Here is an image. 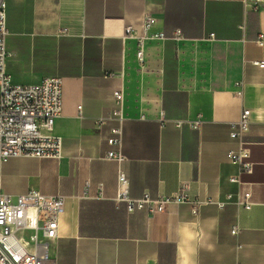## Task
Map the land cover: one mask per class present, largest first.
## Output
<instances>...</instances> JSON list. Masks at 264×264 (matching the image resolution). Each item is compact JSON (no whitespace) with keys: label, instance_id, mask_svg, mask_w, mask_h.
<instances>
[{"label":"crops","instance_id":"0c3cea01","mask_svg":"<svg viewBox=\"0 0 264 264\" xmlns=\"http://www.w3.org/2000/svg\"><path fill=\"white\" fill-rule=\"evenodd\" d=\"M149 12L155 30L183 38L154 40L140 63L125 27ZM8 70L19 83L63 79V112L50 134L59 158L21 156L2 167L11 195L37 189L66 196L59 219L57 264H264V6L242 0H8ZM214 38H210V34ZM244 88L237 97L238 83ZM125 98L123 163L131 197L190 196L223 200L237 185L227 152L238 143L231 123L251 110L244 137L253 162L250 209L229 202H189L164 213L127 211L116 200L118 164L105 159L115 122L97 118ZM82 106L81 113L78 107ZM164 111L166 121H160ZM200 118V128L176 120ZM240 232L233 234L234 226Z\"/></svg>","mask_w":264,"mask_h":264},{"label":"built area","instance_id":"2783aa9c","mask_svg":"<svg viewBox=\"0 0 264 264\" xmlns=\"http://www.w3.org/2000/svg\"><path fill=\"white\" fill-rule=\"evenodd\" d=\"M246 8L259 10L264 0H242ZM8 0H0V264H57L56 247L59 233V219L64 212L66 196L48 195L37 189L11 195L2 189V167L11 158L33 156L38 158H59L61 155L60 138L50 134L55 121L63 112V79L59 76H47L37 83L16 82L8 70L10 52L7 47ZM158 19L147 12L138 25L125 27L124 39L136 42V56L145 63V46L156 40L183 38L181 29L171 34L164 30H155ZM214 38V34H210ZM260 43L264 44L261 38ZM264 68V60L254 62ZM235 91L237 97L243 96V86ZM116 107L108 114L97 118L100 125L115 122L111 135L107 138L111 148L104 156L118 164V192L116 200L125 202L127 211L133 213L145 210L154 215L164 213L171 204L189 202L194 215H199L203 206L215 204L224 208L234 201L246 209L254 205L251 183L243 180L244 173H252L253 162L250 149L245 146L244 137L250 132L251 110L244 108L240 118L231 123L230 137L237 141L238 147L227 152L228 160L236 166V172L229 181L237 185L236 192H229L223 200L210 197L190 196L187 184H182L179 192L170 196L153 197L145 192L134 198L129 194V180L124 172L123 163L127 156L123 151V124L126 120L125 98L122 91L115 92ZM81 113L82 106L78 107ZM160 121H166L164 111L160 112ZM177 126L188 124L200 128V118L176 120ZM240 232L234 226L233 234Z\"/></svg>","mask_w":264,"mask_h":264}]
</instances>
